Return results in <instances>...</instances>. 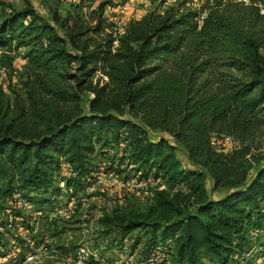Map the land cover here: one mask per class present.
Returning a JSON list of instances; mask_svg holds the SVG:
<instances>
[{"label":"trees","instance_id":"16d2710c","mask_svg":"<svg viewBox=\"0 0 264 264\" xmlns=\"http://www.w3.org/2000/svg\"><path fill=\"white\" fill-rule=\"evenodd\" d=\"M262 8L214 0L200 23L191 11L149 12L120 36L103 25L101 5L61 16L27 4L0 15V50L28 47L21 93L0 87V202L17 189L34 211H53L61 192L72 198L93 182L90 154L102 141L103 156L121 147L105 174L165 185L147 207L149 227L143 215L99 219L116 228L115 241L139 230L128 238L139 258L170 240V264L228 262L264 211V161L249 151L264 128ZM212 135L238 146L216 150ZM60 163L70 169L63 188Z\"/></svg>","mask_w":264,"mask_h":264},{"label":"rangeland","instance_id":"374dc122","mask_svg":"<svg viewBox=\"0 0 264 264\" xmlns=\"http://www.w3.org/2000/svg\"><path fill=\"white\" fill-rule=\"evenodd\" d=\"M214 0H0V15L10 10H21L25 5H31L35 10L42 14H49L51 11H56L61 16L66 11H78L80 14H85L98 5L102 6V23L107 25L112 31L113 35L120 36L126 30L128 24L139 19L147 13L153 14L163 13L167 9H172L177 15L187 11L194 12L196 21H200V17L205 15L207 8L213 4ZM264 11V8H262ZM120 21L121 28L117 29L114 22ZM200 23V22H198ZM28 47L19 46L11 51L0 50V87L9 97H12V91L21 93V82L25 78L28 60L25 56ZM84 99L87 98L85 94ZM211 145L216 150L229 152L237 147V143H231L224 140V137L219 135H212ZM102 143L99 141L95 144L94 151L90 154L91 161L99 168L95 175L105 174V160L110 155H119L121 147L112 146L107 155L103 156L98 152V146ZM249 151L253 160L264 161V128H261L259 134L256 135L249 143ZM176 157L184 164V151L181 147H177ZM250 159V158H248ZM254 164H252L253 167ZM58 173V174H57ZM148 173H151L148 172ZM55 180L62 178V171L56 172ZM116 178H105L104 185L100 188L89 190V186L76 191L73 194L75 199V207L70 215L63 219H54L50 216L51 211H47L43 216V211H35L29 216V224H22L23 226L18 231L10 233L13 240L20 244L23 242V237L31 235V245L36 247V259H31L24 264H48V261L43 258L45 256L41 252L40 245L53 249L56 255L63 258V264H72L73 248L77 243L84 244L87 250L97 251L101 257H107L109 260H114L116 255L111 253L109 246L111 241L120 237L115 227H104L99 223V219L104 215H109L112 211H116L123 215L128 213L134 215H143L142 220L149 227L156 223L155 216L145 217L147 207L152 204L156 188L153 186H146V191L124 189L116 186V179L122 175H116ZM150 177V175L148 176ZM145 178V177H144ZM146 179V178H145ZM144 179V180H145ZM18 184V183H17ZM14 183V185H17ZM165 188V185L161 183ZM216 189L215 191H219ZM217 192L214 193L216 195ZM8 197L0 202L3 208L0 211V224L3 223V217L6 215L2 212L6 209H12L14 205L7 202ZM67 195L61 192L54 200L53 208L57 205L56 202L62 205L69 200ZM35 208H30L34 211ZM43 216V217H41ZM161 225L160 222H157ZM26 226V227H25ZM34 228V229H33ZM139 230L130 232L127 237L133 238L137 235ZM15 233V234H14ZM157 233V232H156ZM126 236V235H125ZM39 243V244H36ZM92 243V244H91ZM33 247V248H34ZM22 247L16 253V258L19 260L22 257ZM51 254V252H50ZM25 255V254H24ZM213 264H219L216 259L211 260Z\"/></svg>","mask_w":264,"mask_h":264},{"label":"built area","instance_id":"2783aa9c","mask_svg":"<svg viewBox=\"0 0 264 264\" xmlns=\"http://www.w3.org/2000/svg\"><path fill=\"white\" fill-rule=\"evenodd\" d=\"M202 18L203 16L200 17V21ZM114 24L117 29L121 28L120 21H115ZM224 140L234 144L236 143V141L229 136H224ZM69 170L68 165L60 163V171H62L63 177L69 175ZM105 178L109 179L116 177L111 173L96 175L89 186V190L102 187ZM161 183L159 178L152 177H147L145 180L138 178L125 179L123 177L116 179V186L119 188L141 191H146L147 185L153 186L156 190H159L163 188ZM57 184L60 188H63V178H58ZM7 202L14 205V207L10 209V211L9 209L2 211L6 217H3L4 221L0 224V264H24L27 261L29 262L32 258H37L36 251L34 250L36 247H34V244L31 245V235L27 234L28 237H23V242L17 244L10 236V233L18 231V229L23 226L22 224H29L32 228V224L29 222V216H33L31 214L35 211H25L30 210L32 205L22 196L21 191L17 189H13L8 196ZM56 203L57 205L54 210L50 212V216H53L54 219H63L71 214L76 202L74 198H70L63 205L58 202ZM44 215H46V212H44L43 216ZM245 238L244 246L233 252L228 262L225 264H264V211H261L257 223L247 230ZM165 244L167 248L165 252L161 250L162 247H156V251L154 250L155 252L153 251L150 256L139 258V251L137 249H130L128 237L123 238L121 243L114 240L109 246V250L116 255V258L114 260H109L105 256L101 257L99 252L95 250L89 252L84 244L77 243L72 250V264H170L168 252L172 251V242L166 240ZM20 246L22 247L21 250H23V255L17 260L15 252L19 251ZM40 246H42L41 252L45 255L43 258L48 261V264L64 263V259L56 255L53 249L44 247V245ZM201 264H213V261L202 259Z\"/></svg>","mask_w":264,"mask_h":264},{"label":"crops","instance_id":"0c3cea01","mask_svg":"<svg viewBox=\"0 0 264 264\" xmlns=\"http://www.w3.org/2000/svg\"><path fill=\"white\" fill-rule=\"evenodd\" d=\"M183 162H185V163H186V161H185V157H184V159H183Z\"/></svg>","mask_w":264,"mask_h":264}]
</instances>
